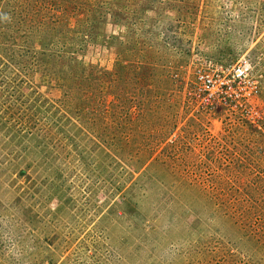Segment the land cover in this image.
Segmentation results:
<instances>
[{
    "label": "rangeland",
    "instance_id": "1",
    "mask_svg": "<svg viewBox=\"0 0 264 264\" xmlns=\"http://www.w3.org/2000/svg\"><path fill=\"white\" fill-rule=\"evenodd\" d=\"M0 264H264V0H0Z\"/></svg>",
    "mask_w": 264,
    "mask_h": 264
},
{
    "label": "built area",
    "instance_id": "2",
    "mask_svg": "<svg viewBox=\"0 0 264 264\" xmlns=\"http://www.w3.org/2000/svg\"><path fill=\"white\" fill-rule=\"evenodd\" d=\"M244 71V72H243ZM241 69L240 66L234 67L232 68V74H231V80H229L230 82H234V81H242L245 79V70ZM197 82L199 83V92L203 95L206 96L208 98L212 97V92H213V84H212V80L210 79V76L207 75L205 72H200L198 73V78H197Z\"/></svg>",
    "mask_w": 264,
    "mask_h": 264
},
{
    "label": "trees",
    "instance_id": "3",
    "mask_svg": "<svg viewBox=\"0 0 264 264\" xmlns=\"http://www.w3.org/2000/svg\"><path fill=\"white\" fill-rule=\"evenodd\" d=\"M67 122L71 123L70 120H67Z\"/></svg>",
    "mask_w": 264,
    "mask_h": 264
}]
</instances>
